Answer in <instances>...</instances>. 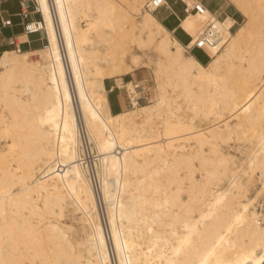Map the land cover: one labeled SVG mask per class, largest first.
Returning a JSON list of instances; mask_svg holds the SVG:
<instances>
[{
  "label": "bare ground",
  "instance_id": "obj_1",
  "mask_svg": "<svg viewBox=\"0 0 264 264\" xmlns=\"http://www.w3.org/2000/svg\"><path fill=\"white\" fill-rule=\"evenodd\" d=\"M229 1L247 17L233 33L231 15L206 7L179 19L192 39L219 29L202 64L145 0H36L46 44L0 52V264H264V225L240 180L256 171L264 190V0ZM120 7L146 32L132 41L155 40L159 58L152 103L110 76L132 96L112 114L102 66L126 50L94 44ZM91 143L95 173L83 166ZM70 206L88 225L78 240L59 221Z\"/></svg>",
  "mask_w": 264,
  "mask_h": 264
},
{
  "label": "rangeland",
  "instance_id": "obj_2",
  "mask_svg": "<svg viewBox=\"0 0 264 264\" xmlns=\"http://www.w3.org/2000/svg\"><path fill=\"white\" fill-rule=\"evenodd\" d=\"M1 3H3V0H0ZM9 3L5 4V6L9 9H11L12 5L16 8L18 7V0H7ZM146 1V0H145ZM204 6L215 16L218 18V20H223L226 16H230L234 19L233 26L230 28V31L233 33L235 30L242 24H245L247 21V17L239 12L238 8L234 6L232 2L229 0H201ZM116 2V1H115ZM194 2V1H193ZM25 3H27L30 7H38V10L35 8L32 13L37 14L38 18L29 19L30 12L27 13V15L24 17L25 21L28 22H40L42 20V15L39 11V6L36 0H26ZM3 5V4H2ZM117 6H119L118 3H116ZM143 10V7H142ZM171 11V12H170ZM31 13V14H32ZM168 13V14H167ZM177 13V14H176ZM3 14V12H2ZM153 14L156 16V18L170 31V34L177 38L182 45H186L188 41L191 39V35L188 34L185 30H183L179 26V19L182 18L185 13L182 11V3L180 0H168V4L166 6H163L153 12ZM164 18V19H163ZM261 18V17H259ZM90 17H86L82 19L81 24L87 25L88 20ZM135 19V18H134ZM264 19V14H262V18ZM260 19V20H261ZM109 20L111 25L107 24H100L96 31L98 32V36H96V43L94 44L96 48L99 50V55L104 49L114 50V55L117 54V52L121 51L122 48H124L126 51L122 56L116 57V59L113 61L114 64L117 65V67L112 66H102L103 71V77L105 78H116V77H110L114 74H119V77L122 78H128L132 73H137L139 75L138 80L130 81L135 89V93L132 96H137L138 90L135 88V84L141 85L139 88V91L142 90V88L149 90V100H141L138 104H148L152 103L155 98V82H154V67L155 62L158 60V51L156 50V41H147L143 47H138L136 43L132 41V38L137 39L140 35L142 38H146V32L144 30H134L132 31L131 21L133 20L131 16L125 17L123 15L122 7L116 9L112 14L109 15ZM174 29V30H173ZM39 33V38L36 43L30 42L31 47L27 44H21V40L24 39V37H19L16 40H14V43H12L13 40L10 39H4L2 36H0V52L4 47H8L9 49H20V50H29L34 49V46L42 47L46 44V35L44 29H40L37 31ZM35 33V32H33ZM92 35V34H90ZM90 42L93 43V40H90ZM36 44V45H35ZM225 45V44H224ZM186 49V48H185ZM184 49V50H185ZM186 54L194 55L202 64H206L210 58L205 53L204 50L201 49H195L193 51H186ZM136 55V62L134 63L132 60V56ZM40 55L39 53H34L30 55L29 61L36 62L40 61ZM100 65L102 64V61L99 62ZM130 67L129 69H132V72L125 74L124 71L126 68ZM112 70H120L118 73L111 74L110 72ZM121 80V79H120ZM120 80H117L119 82ZM128 80V79H126ZM121 82V81H120ZM124 85L125 83H120ZM122 93L124 97L119 96L118 99L121 102V108L122 109H115L116 104V97L117 93ZM130 95V93L128 92ZM111 112L113 114L122 112V110H128L132 106V96L131 102L129 103V100L126 95V91L124 88H122L121 91L113 92L111 95L106 94ZM135 100V98H134ZM157 125V127L155 126ZM154 128L151 129L153 131L155 128V132L153 133H160V137L167 138L162 135L164 133L162 130V126H160L159 123L155 124ZM160 131V132H159ZM159 136V135H158ZM158 136L149 137L148 139L152 143H159L161 141ZM177 137V136H175ZM174 138V137H173ZM168 141V140H166ZM180 141H183L181 137L176 138L173 140L174 144H178ZM172 142V141H171ZM91 152L85 153V155L82 154L83 159V166L86 168L85 163L90 166L88 167L89 170L92 169V171H96L100 169V163L99 161L94 158L96 155V149L94 147V144L91 143ZM94 151V152H93ZM232 153L238 154V152L235 151V149H230ZM88 155V156H87ZM87 156V157H86ZM89 162V163H88ZM98 165H96L95 164ZM90 164V165H89ZM95 164V165H94ZM92 166V167H91ZM95 168V169H94ZM91 171V170H90ZM92 173V172H91ZM199 176V175H198ZM240 180L242 183V187L245 190L246 194L249 198L253 199V205L254 209L260 213V219L262 225H264V190L260 188V177L259 174L256 171H252L249 173L242 174L240 176ZM70 211H66L64 215L62 216L61 220H59L62 224L69 226L70 233L74 234L76 236V239H80L83 236V230L88 228V225L84 223L83 214L78 209H72V207H69ZM100 211V210H99ZM91 212V206L90 211ZM92 213V212H91ZM101 215V221L103 224V227L105 226L104 218L102 211L100 212ZM74 216V217H73ZM79 216V218H78ZM92 216V214H91ZM60 219V218H59ZM106 230V227H105ZM107 232V231H106ZM80 237V238H79ZM109 253L112 257V252L109 247Z\"/></svg>",
  "mask_w": 264,
  "mask_h": 264
},
{
  "label": "built area",
  "instance_id": "obj_3",
  "mask_svg": "<svg viewBox=\"0 0 264 264\" xmlns=\"http://www.w3.org/2000/svg\"><path fill=\"white\" fill-rule=\"evenodd\" d=\"M26 0H19L21 8L23 7V10L21 11V15L25 17L27 13L29 12L30 6L25 3ZM182 3V11L184 13H187L189 11H194V12H201L202 8L205 7L204 4L202 3L201 0H195L192 6H189L184 0H180ZM168 4V0H146L143 9L148 11V12H155L159 8L166 6ZM32 8V7H31ZM38 10V7L34 6L31 10L33 11L34 9ZM217 18V17H216ZM39 22H25L23 23V31L25 33H33L37 32L41 27L38 25ZM31 24H35L34 27H31ZM11 25V20L8 17H3L2 16V10H0V27H5V26H10ZM222 39L221 33L218 28L214 26L213 23H209L207 26H205L199 34L195 38H191L188 43L185 45L187 51H193L195 49H201L204 50L205 46H212L216 45L217 43L220 42ZM141 87V85H140ZM125 89V87H123ZM126 95L129 100V103L131 102V97L128 94L127 90ZM139 95L134 96L135 101L139 103L141 100H149V90L148 88L144 89L142 88L141 91H138Z\"/></svg>",
  "mask_w": 264,
  "mask_h": 264
},
{
  "label": "crops",
  "instance_id": "obj_4",
  "mask_svg": "<svg viewBox=\"0 0 264 264\" xmlns=\"http://www.w3.org/2000/svg\"><path fill=\"white\" fill-rule=\"evenodd\" d=\"M2 2L3 3H1V1H0V8L5 11V12H3V17H8L11 20V25L5 26L2 28L0 27V36H2V38H4V39L13 40L12 41L13 44H15L14 40H16L17 38L24 37V39H22L20 41L21 44H27V45H29V47H31L30 42L32 41V42L36 43V41H38V38H39V33L35 32V33L28 34L22 30L23 29V23H25L26 21H25L24 17L20 14L21 11L23 10V7L21 8V6L19 4L20 2L18 1V7L17 8L12 5L11 9H9L5 6V4L9 3L7 0H3ZM31 9L32 8L30 7L29 8L30 15L28 18L30 20L33 18H38V15L33 14ZM37 48H40V47L34 46V49H37ZM31 49H29V50H31ZM127 77L128 78H124L122 76L121 82L125 83V82L131 81V80L132 81L138 80L139 75L137 73H132ZM126 79H128V80H126ZM118 85L119 84L117 83L115 78H113V79L105 78L104 79V86L107 89L108 95H111L113 92L121 91L123 87H119ZM119 96L124 97L121 92L117 93L115 109H122L121 108V102L118 99ZM107 102H108V99H107ZM108 108H109L110 113H112L111 109H110L109 102H108Z\"/></svg>",
  "mask_w": 264,
  "mask_h": 264
},
{
  "label": "trees",
  "instance_id": "obj_5",
  "mask_svg": "<svg viewBox=\"0 0 264 264\" xmlns=\"http://www.w3.org/2000/svg\"><path fill=\"white\" fill-rule=\"evenodd\" d=\"M18 1H19V0H18ZM19 4H20V3H19ZM0 10H2V12H5V11H4L3 9H1V8H0ZM2 16H3V14H2ZM22 30H23V29H22ZM28 34H31V33H28ZM3 49H9V48H8V47H4ZM3 49H2V50H3Z\"/></svg>",
  "mask_w": 264,
  "mask_h": 264
}]
</instances>
